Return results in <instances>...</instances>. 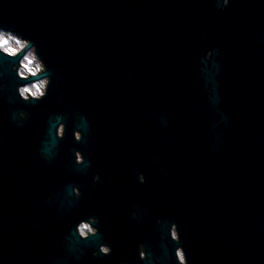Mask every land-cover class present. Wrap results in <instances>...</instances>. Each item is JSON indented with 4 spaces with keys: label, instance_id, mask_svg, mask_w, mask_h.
I'll return each mask as SVG.
<instances>
[{
    "label": "water",
    "instance_id": "water-1",
    "mask_svg": "<svg viewBox=\"0 0 264 264\" xmlns=\"http://www.w3.org/2000/svg\"><path fill=\"white\" fill-rule=\"evenodd\" d=\"M189 1L0 0V24L31 39L52 76L47 98L25 103L15 61L0 56L2 224L42 205L41 151L53 155L56 144L47 99L91 101L98 120L122 121L138 108L159 126L156 264H177L172 221L189 264H264V42L255 54L239 51L233 24L218 32L191 23ZM39 237L28 259L57 264Z\"/></svg>",
    "mask_w": 264,
    "mask_h": 264
},
{
    "label": "flooded vegetation",
    "instance_id": "flooded-vegetation-1",
    "mask_svg": "<svg viewBox=\"0 0 264 264\" xmlns=\"http://www.w3.org/2000/svg\"><path fill=\"white\" fill-rule=\"evenodd\" d=\"M189 6L191 23L216 24L215 31H224L233 24L232 40L241 52L255 54L257 40L264 42V0H231L224 11L217 0H190ZM207 31L213 29L208 27ZM139 112L136 108L133 116L122 121L107 117L98 120L91 101L65 104L46 100L44 120L51 121L52 116L67 113V132L58 142L56 126L53 134H48V139L54 136L56 144L52 161L45 164L46 182L40 210L27 212L19 219L15 216L3 224L0 219V264H32L28 257L32 258L33 233L40 236L36 246L41 251L50 245L57 250V264H120L121 260L127 264H149L150 254L153 264L157 263L161 227L157 223V218L161 220L159 126L155 119L150 120ZM77 115L80 120L75 118ZM74 127L84 131L80 143L74 140ZM77 148L89 162L85 166L74 163L73 149ZM97 172L100 181L93 183L92 176ZM139 172L144 173L146 183L137 182ZM72 185L80 188L78 200L72 197ZM133 210L138 213L136 219L131 215ZM89 215L99 217L97 227L101 235L81 240L73 229L80 219ZM101 242L112 246L111 255L93 256V250ZM140 242L148 248L147 260L138 257Z\"/></svg>",
    "mask_w": 264,
    "mask_h": 264
},
{
    "label": "clouds",
    "instance_id": "clouds-1",
    "mask_svg": "<svg viewBox=\"0 0 264 264\" xmlns=\"http://www.w3.org/2000/svg\"><path fill=\"white\" fill-rule=\"evenodd\" d=\"M217 2L220 10L224 11L229 6L231 0H217ZM0 56L15 61L12 63L11 69L16 73L19 80L23 81L22 83H18L16 87L18 96L22 101L34 104L47 98L52 84V76L47 63L38 51L37 45L31 39L26 38L18 31L0 24ZM212 57L213 50L209 49L205 53L204 59L211 60ZM16 115L20 120L28 119V113L23 110L19 111ZM75 118L77 120L81 119L79 115ZM67 119V113H62L59 118L56 116L51 117L52 123L56 125L55 139L57 142L63 140L67 132ZM72 134L77 143H80L84 139V131L80 127H74ZM73 153L74 163L77 166H85L89 163L80 149H73ZM41 156L48 162H51L53 159V155L47 150H42ZM92 181L93 183L100 181V174L98 172L93 174ZM137 182L140 184L146 183V177L143 172L137 173ZM71 194L75 200L80 198L81 191L78 185L71 186ZM131 215L134 219L138 218V213L135 210L132 211ZM99 222V217L89 215L87 218L80 219L74 226L73 231H75L81 240H90L93 237L101 235L100 229L97 227ZM157 223H161L159 218H157ZM168 232L171 241L177 245L174 249L177 264H189L188 254L181 243L179 226L175 221L170 223ZM137 251L140 260L148 259V248L144 242L138 243ZM111 253L112 246L107 242L99 243L98 248L92 252L93 256H108ZM120 264H127V261L121 260Z\"/></svg>",
    "mask_w": 264,
    "mask_h": 264
}]
</instances>
